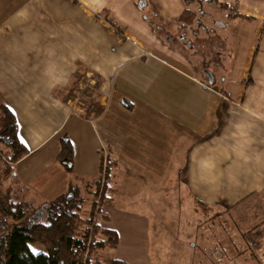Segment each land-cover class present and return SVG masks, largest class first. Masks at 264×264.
Instances as JSON below:
<instances>
[{
	"label": "crops",
	"instance_id": "1",
	"mask_svg": "<svg viewBox=\"0 0 264 264\" xmlns=\"http://www.w3.org/2000/svg\"><path fill=\"white\" fill-rule=\"evenodd\" d=\"M28 1L14 10L0 6V103L14 114L28 149L8 183L22 191L19 200L39 205L71 182L87 194L106 157L113 162L112 202L101 208L104 221L142 216L122 222L142 227L134 255L143 258L155 256L152 245L155 252L165 248L158 242L167 232L155 227L169 224L162 211L169 193L178 200L184 193L206 213L223 212L227 223L235 209L246 217L251 201L262 199L264 208V0H202L224 21L189 0L194 9L184 0H159L148 12L153 21L137 20L141 40L125 38L108 21L111 1L121 0ZM126 10L127 18L142 15ZM156 24L165 32L173 27L177 38L161 39ZM226 32L236 34L237 46L217 35ZM86 82L95 90L90 102ZM199 89L207 96L200 98ZM62 137L72 146L71 171L55 159ZM0 152L1 176L7 153L2 146ZM105 228L117 233L119 247V230Z\"/></svg>",
	"mask_w": 264,
	"mask_h": 264
},
{
	"label": "rangeland",
	"instance_id": "2",
	"mask_svg": "<svg viewBox=\"0 0 264 264\" xmlns=\"http://www.w3.org/2000/svg\"><path fill=\"white\" fill-rule=\"evenodd\" d=\"M25 1L26 0H0V6H4V8L6 7L5 9L11 8L14 10L18 9V7H20ZM185 1L187 0H184L182 5L189 7V9H194L187 6L190 3L194 6L197 5L198 8L212 9L214 17L211 18L216 20L219 19L220 21L225 20L222 12H219L216 8L210 9L202 0H189V4ZM208 1L213 2V0ZM34 2L36 1L29 0L27 3L28 5H32ZM111 2L114 4L111 7L114 10L109 11L111 16L107 17L108 21H112L113 28H116L115 25H117L121 31H123L125 38L135 40H141V36L144 35L141 33V30H139V28L141 29L142 19L145 18V22L148 23L153 21L154 18L151 17L148 12L157 10L162 4L159 0H138L136 6L135 4H133V6L123 4V2H126L124 0H121L119 4L117 2L114 3L113 1ZM144 3H146V7L143 6ZM121 4L124 8L118 7ZM132 7H134L135 13L141 12L142 15L140 18L126 17V15H129L126 13V9ZM103 18L105 19L106 17L103 16ZM137 20L141 22H138ZM166 21L168 22V20ZM155 27L157 36L161 39L163 36L166 38L170 35L174 40L177 38L178 32L175 33L176 30L173 29V27L167 28V32H165L162 24H156ZM210 28L215 31L219 30L215 26H211ZM158 30L161 32L163 31L164 33H158ZM124 33H128L130 36L128 37ZM184 35L187 36L186 38L189 36V34L183 33L182 37H184ZM217 35L227 36L226 42H232V44L235 43V46L238 45V38L234 33H217ZM230 52L231 54L229 55V58L232 59L237 52V48L233 47L230 49ZM226 54L228 56L229 51ZM82 84H84L82 85L84 92H88L87 96L84 97V100L88 99V102L93 101L92 99H95V97L92 95H95V90L92 87L87 88V82L86 84ZM212 87L215 88V86ZM198 96L203 98V96H207V92H203V90L201 91L199 89ZM207 100H209L208 97ZM0 155L2 157L3 154L0 152ZM8 183L10 184L11 181L8 180L5 183L4 188L9 187ZM147 183L148 182H145V185H148ZM16 188L17 187L12 186L11 190H13L12 194H15V192L18 191V193L16 192L18 195L15 196H18L17 199L19 200L20 195L22 197L23 193ZM141 189L142 187H139V190ZM178 195H180V200L176 197L174 198V194L169 193L167 209L162 210L165 213V222L169 223L168 226H162L160 230L157 226L155 227L157 228L158 234L160 233L163 235L167 232V239H164L163 235L158 242L161 246H165L164 249H160V252H155L153 251V248H155L154 245H152V247L150 246V249L152 248V252L155 256L143 258L134 255V253H138L136 249L144 242V232L141 226H130V229H127V226L126 224H123L122 219L129 217L133 220H141L138 218H141L142 216L128 212L129 210H127L129 214L125 215L119 213V215L114 218L113 221H116L113 225L107 224L102 220L99 221L102 227L115 226L119 230L122 240L119 247L99 249L94 255V258L96 257L100 260L120 259L128 264H264V221L261 224L256 223L260 222L262 217H264V208L261 205L262 199L258 201L257 206L254 201L247 204L248 206L245 205L244 209L246 211V217H239L237 212L240 209L232 210V213L234 214V216L231 217L232 222L227 223L224 216H222L223 212H220L222 215L218 214V212H215L214 215H212V213H206L205 209L197 207L192 200L186 199L184 193H178ZM85 196L88 198L87 195ZM141 198L143 197L141 196ZM37 203L38 201H32L30 204L31 206H36ZM89 205L90 202L87 201L81 212L83 218L87 217ZM110 207L111 205L109 208ZM143 248L145 249V246H143L142 249ZM29 249L34 253H37L36 251L38 250L44 251L43 246L39 244H30Z\"/></svg>",
	"mask_w": 264,
	"mask_h": 264
},
{
	"label": "trees",
	"instance_id": "3",
	"mask_svg": "<svg viewBox=\"0 0 264 264\" xmlns=\"http://www.w3.org/2000/svg\"><path fill=\"white\" fill-rule=\"evenodd\" d=\"M0 146L7 153L0 176V264H128L120 259L94 258L99 249L118 245L117 233L99 223L106 219L101 208L112 202V188L107 182L113 162L101 157V177L88 185L87 194L82 195L71 182L58 197L31 206L18 200L16 193L12 194V186L4 188L13 177V163L26 155L28 149L19 138L14 114L2 103ZM72 154L69 140L60 138V151L55 159L67 171L72 169ZM87 201L89 212L83 218L81 212ZM30 244H39L44 251L34 253Z\"/></svg>",
	"mask_w": 264,
	"mask_h": 264
},
{
	"label": "built area",
	"instance_id": "4",
	"mask_svg": "<svg viewBox=\"0 0 264 264\" xmlns=\"http://www.w3.org/2000/svg\"><path fill=\"white\" fill-rule=\"evenodd\" d=\"M2 158H3V160L5 161V157L3 156Z\"/></svg>",
	"mask_w": 264,
	"mask_h": 264
}]
</instances>
